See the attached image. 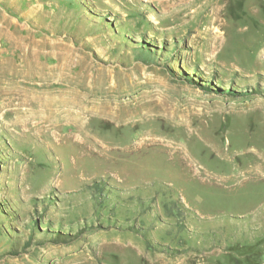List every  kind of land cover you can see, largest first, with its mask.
I'll use <instances>...</instances> for the list:
<instances>
[{
  "label": "rangeland",
  "instance_id": "1",
  "mask_svg": "<svg viewBox=\"0 0 264 264\" xmlns=\"http://www.w3.org/2000/svg\"><path fill=\"white\" fill-rule=\"evenodd\" d=\"M0 264H264V0H0Z\"/></svg>",
  "mask_w": 264,
  "mask_h": 264
},
{
  "label": "bare ground",
  "instance_id": "2",
  "mask_svg": "<svg viewBox=\"0 0 264 264\" xmlns=\"http://www.w3.org/2000/svg\"><path fill=\"white\" fill-rule=\"evenodd\" d=\"M219 33H220V32H219V29H217V30L215 31V34H217V36H218ZM217 36H216V37H217Z\"/></svg>",
  "mask_w": 264,
  "mask_h": 264
}]
</instances>
